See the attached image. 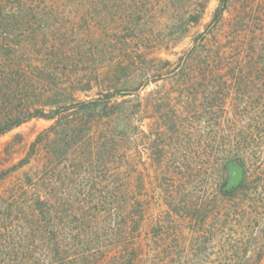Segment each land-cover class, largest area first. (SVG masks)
<instances>
[{
    "label": "rangeland",
    "instance_id": "374dc122",
    "mask_svg": "<svg viewBox=\"0 0 264 264\" xmlns=\"http://www.w3.org/2000/svg\"><path fill=\"white\" fill-rule=\"evenodd\" d=\"M89 1L64 10L75 25L46 33L31 64L47 74L26 105H72L64 123L81 102L110 95L115 107L89 116L86 146L65 125L32 150L56 123L43 118L0 135V236L27 234L39 211L58 238L90 207L105 243L111 189L137 264H264V0H229L219 19L221 0ZM198 44L203 70L182 72ZM223 159L247 175L230 196Z\"/></svg>",
    "mask_w": 264,
    "mask_h": 264
},
{
    "label": "trees",
    "instance_id": "16d2710c",
    "mask_svg": "<svg viewBox=\"0 0 264 264\" xmlns=\"http://www.w3.org/2000/svg\"><path fill=\"white\" fill-rule=\"evenodd\" d=\"M80 1L51 0V5L45 7L43 0H0V135L34 118L56 121L45 138L42 135L32 144V150L45 140L48 143L56 138L59 129L66 126L74 134L75 145H85L91 136L90 127L93 128L94 125L93 119L91 121L89 116L99 109L115 107L111 103L113 97L110 95L105 100L81 102L77 104L80 109L75 116L64 123L59 114L61 111L72 110L74 108L71 107L72 105L55 111H46L44 107L32 109L26 105L27 100L36 95L38 86L35 80H42L43 75L47 74L44 72L43 64L37 63L34 66L33 63L31 64V58L42 55L45 47L41 43H46L47 32H55L58 37L62 28L67 26L66 23L75 25L73 19L66 17V11L64 12L66 8L70 7L77 11L79 7H84L91 10L94 5L89 0ZM228 1L221 0L216 19L223 14ZM198 47L199 44L182 60L180 67L182 72L188 71L193 74L203 70L202 62L197 55ZM64 66L68 67V65ZM211 70L214 72V69ZM52 131H54L53 137H51ZM117 149L115 147V152ZM223 161L228 165L234 160L223 159ZM246 180L245 173L242 183L232 190L224 191V195H233L244 186ZM108 192L111 202H116L119 207L109 209L108 214L111 219L106 229L110 235L105 243L98 234L91 233L93 228L90 222L94 216L90 207H80L83 220H78L77 223L71 224L72 226L63 225L62 233L58 238L45 235L41 229L39 211H32L33 225L27 229V234L20 232L10 236L4 233L0 236V264H137L138 247L135 243L137 239L131 234L134 228L121 214L120 202L124 204V195L120 191L113 192L111 189H108ZM115 216L117 221H113ZM54 246L55 252L52 253ZM42 249L45 252L41 254L39 251Z\"/></svg>",
    "mask_w": 264,
    "mask_h": 264
},
{
    "label": "water",
    "instance_id": "95a60500",
    "mask_svg": "<svg viewBox=\"0 0 264 264\" xmlns=\"http://www.w3.org/2000/svg\"><path fill=\"white\" fill-rule=\"evenodd\" d=\"M229 179L224 188L225 191L232 190L242 183L245 177V171L235 163L228 164Z\"/></svg>",
    "mask_w": 264,
    "mask_h": 264
}]
</instances>
